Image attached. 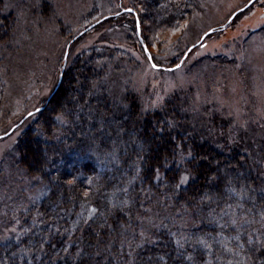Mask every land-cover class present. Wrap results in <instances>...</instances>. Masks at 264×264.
Masks as SVG:
<instances>
[{
	"label": "trees",
	"instance_id": "16d2710c",
	"mask_svg": "<svg viewBox=\"0 0 264 264\" xmlns=\"http://www.w3.org/2000/svg\"><path fill=\"white\" fill-rule=\"evenodd\" d=\"M198 1L140 0V32L177 23ZM79 70L77 84L61 76L36 113L38 135L19 143L44 190L0 244V264H264L262 147L256 163L226 136L215 147L184 100L144 114L115 105L102 78ZM184 168L192 178L174 189Z\"/></svg>",
	"mask_w": 264,
	"mask_h": 264
},
{
	"label": "rangeland",
	"instance_id": "374dc122",
	"mask_svg": "<svg viewBox=\"0 0 264 264\" xmlns=\"http://www.w3.org/2000/svg\"><path fill=\"white\" fill-rule=\"evenodd\" d=\"M248 2L199 0L186 17L148 34L139 28L140 20L147 25L140 0H0V244L23 230L44 190L23 166L19 143L40 130L28 113L47 107L63 74L82 82L83 67L89 80L103 79L115 105L144 114L184 100L188 120L215 147L225 145L215 136H226L249 159L259 157L264 0Z\"/></svg>",
	"mask_w": 264,
	"mask_h": 264
},
{
	"label": "snow or ice",
	"instance_id": "6c2138e0",
	"mask_svg": "<svg viewBox=\"0 0 264 264\" xmlns=\"http://www.w3.org/2000/svg\"><path fill=\"white\" fill-rule=\"evenodd\" d=\"M249 2L251 3V0H249ZM145 51H147V50H145ZM149 59L151 60L152 58L149 56ZM152 66H153V67H156L155 64H153ZM177 67H179V65H178ZM41 112H42V109H41V108H36V109H35V113H41ZM28 115H29V116H32V115H34V113H33V112H29ZM57 119H59V116L57 117ZM187 156H188V157H191V156H192V152L189 151V152L187 153ZM202 159H207V156L202 157ZM180 160H181V161L184 160V154H181V155H180ZM192 175H193V174H192V171H191L190 169H188V168H184L183 170H181V171L179 172V176H178V178H175V179L173 180V182H172V186H173V188H174V189H175V188H180L182 185L186 184V183L192 178ZM157 178H158V173H157ZM68 183L71 184L72 181L69 180ZM262 249H264V244H261V245H260V248L257 249V251H260V250H262Z\"/></svg>",
	"mask_w": 264,
	"mask_h": 264
},
{
	"label": "water",
	"instance_id": "95a60500",
	"mask_svg": "<svg viewBox=\"0 0 264 264\" xmlns=\"http://www.w3.org/2000/svg\"><path fill=\"white\" fill-rule=\"evenodd\" d=\"M253 1H254V0H251V3H252ZM251 3L248 2L247 5H250ZM173 68H174V67H170L169 70H170V69H173ZM58 83H59V81H58ZM56 88H57V86L55 87V89L53 90V92L56 90Z\"/></svg>",
	"mask_w": 264,
	"mask_h": 264
}]
</instances>
